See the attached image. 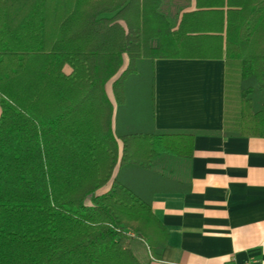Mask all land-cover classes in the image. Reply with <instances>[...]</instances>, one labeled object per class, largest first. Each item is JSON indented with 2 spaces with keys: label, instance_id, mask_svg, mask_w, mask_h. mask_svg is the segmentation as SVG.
Returning <instances> with one entry per match:
<instances>
[{
  "label": "trees",
  "instance_id": "1",
  "mask_svg": "<svg viewBox=\"0 0 264 264\" xmlns=\"http://www.w3.org/2000/svg\"><path fill=\"white\" fill-rule=\"evenodd\" d=\"M159 2L0 0V264H149L160 257L168 232L118 171L148 166L155 143L182 154L196 132L115 135L112 128L126 79L152 69L155 58H223L225 133L264 137V99L255 110L249 94L264 91V0H227L224 39L185 28L201 15L222 19L221 11L184 13L171 31ZM156 38L159 45H151ZM244 80L255 85L243 89ZM135 240L149 249L145 262Z\"/></svg>",
  "mask_w": 264,
  "mask_h": 264
},
{
  "label": "crops",
  "instance_id": "2",
  "mask_svg": "<svg viewBox=\"0 0 264 264\" xmlns=\"http://www.w3.org/2000/svg\"><path fill=\"white\" fill-rule=\"evenodd\" d=\"M159 3L171 31L184 13L221 11L222 19L201 15L185 28L187 35L224 39L227 0ZM152 41L159 45L158 38ZM195 56L154 59L153 112L146 127L130 118L128 95L112 119L115 135L196 132L184 153L155 143L148 166L128 168L124 183L150 203L168 232L160 257L149 264H264V137L225 133V61Z\"/></svg>",
  "mask_w": 264,
  "mask_h": 264
},
{
  "label": "rangeland",
  "instance_id": "3",
  "mask_svg": "<svg viewBox=\"0 0 264 264\" xmlns=\"http://www.w3.org/2000/svg\"><path fill=\"white\" fill-rule=\"evenodd\" d=\"M153 45V41L151 42ZM125 62L127 61V56H124ZM154 71L150 67L144 68L140 74L130 75L125 82L128 95V106H126L130 118L132 116L135 120L139 121V128L146 127L152 120V87H153ZM243 89L250 85H255L253 80H244L241 84ZM106 89L109 94L112 95L111 82L106 85ZM235 86L228 88L227 95V113L232 115L235 108ZM252 95V106L256 110L260 107L262 100L264 99V91H256L249 93ZM138 128V127H137ZM128 169L123 166L118 171L117 179L121 182L125 181ZM117 172V171H116ZM110 186V181L103 187L97 190L100 194L106 191ZM133 250L137 258L141 262H145L149 256V249L144 242L140 240H135L133 242Z\"/></svg>",
  "mask_w": 264,
  "mask_h": 264
}]
</instances>
